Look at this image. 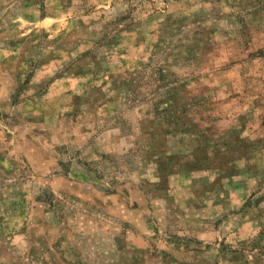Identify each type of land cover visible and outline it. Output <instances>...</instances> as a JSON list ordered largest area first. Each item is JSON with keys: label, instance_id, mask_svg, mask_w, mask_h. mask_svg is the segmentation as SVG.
<instances>
[{"label": "rangeland", "instance_id": "1", "mask_svg": "<svg viewBox=\"0 0 264 264\" xmlns=\"http://www.w3.org/2000/svg\"><path fill=\"white\" fill-rule=\"evenodd\" d=\"M0 264H264V0H0Z\"/></svg>", "mask_w": 264, "mask_h": 264}]
</instances>
